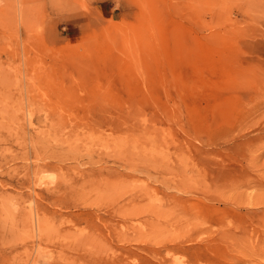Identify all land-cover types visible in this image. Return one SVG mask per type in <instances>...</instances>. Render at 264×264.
I'll return each mask as SVG.
<instances>
[{
  "label": "rangeland",
  "instance_id": "rangeland-1",
  "mask_svg": "<svg viewBox=\"0 0 264 264\" xmlns=\"http://www.w3.org/2000/svg\"><path fill=\"white\" fill-rule=\"evenodd\" d=\"M0 264H264V0H0Z\"/></svg>",
  "mask_w": 264,
  "mask_h": 264
}]
</instances>
